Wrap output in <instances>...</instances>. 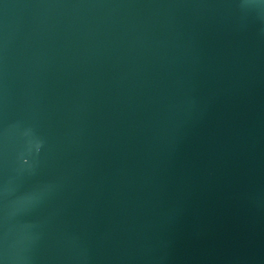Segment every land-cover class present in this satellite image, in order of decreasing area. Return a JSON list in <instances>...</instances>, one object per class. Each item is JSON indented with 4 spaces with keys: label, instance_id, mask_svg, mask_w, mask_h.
<instances>
[{
    "label": "water",
    "instance_id": "95a60500",
    "mask_svg": "<svg viewBox=\"0 0 264 264\" xmlns=\"http://www.w3.org/2000/svg\"><path fill=\"white\" fill-rule=\"evenodd\" d=\"M0 264H264V0H0Z\"/></svg>",
    "mask_w": 264,
    "mask_h": 264
}]
</instances>
